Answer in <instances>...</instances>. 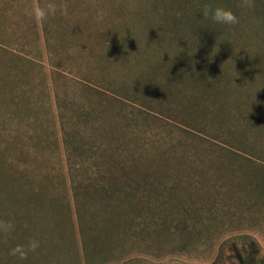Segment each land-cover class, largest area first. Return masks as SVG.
I'll return each mask as SVG.
<instances>
[{
  "label": "rangeland",
  "instance_id": "rangeland-1",
  "mask_svg": "<svg viewBox=\"0 0 264 264\" xmlns=\"http://www.w3.org/2000/svg\"><path fill=\"white\" fill-rule=\"evenodd\" d=\"M207 1L0 0V264H235L233 247L251 239L264 264V167L226 154L205 173L183 163H206L214 142L245 147L248 156L264 151L261 4L251 13L238 0H219L239 23L210 29L197 12ZM50 7L55 14L42 18ZM112 34L107 63L95 53ZM122 78L128 90L139 83L137 104L122 97ZM83 111L92 128L111 131L109 140L136 132L151 147L142 159L172 183L154 189L160 204L142 213L123 203L108 224L100 210L101 219L86 223L88 244L60 129ZM125 116L135 118L134 130ZM32 239L40 246L27 260L8 254Z\"/></svg>",
  "mask_w": 264,
  "mask_h": 264
},
{
  "label": "trees",
  "instance_id": "trees-1",
  "mask_svg": "<svg viewBox=\"0 0 264 264\" xmlns=\"http://www.w3.org/2000/svg\"><path fill=\"white\" fill-rule=\"evenodd\" d=\"M250 0L247 4L243 0H238L236 3H242L249 8L251 13L257 11L255 4H261V7L257 12L264 14V0L257 1ZM219 0H208L207 3L219 4ZM209 23V28L212 29L215 25L211 21H205ZM208 25V24H207ZM77 35L81 39H88L91 36L89 33H83L81 31L77 32ZM86 35V36H85ZM109 35V34H108ZM177 35V34H175ZM99 35H95L96 39ZM117 36L112 34L110 35L105 43L102 44L104 50H97L95 56L98 58L101 54L108 58L107 63H110L114 57L113 50L116 46L115 40ZM177 40V38H176ZM56 52H49V57L52 58L53 54ZM139 82L142 79H137ZM122 85L126 87V90L129 89L127 85L128 80L122 78ZM132 89L125 91L126 94L122 96L124 99L131 101L132 103L137 104V99L134 98L137 95L139 90V83L130 84ZM91 107V105H90ZM91 112L83 111L79 113L80 121L75 124V126H70L69 124H63L61 122V136L64 153H66V158L68 161V168L70 174H68L70 181V188L72 192V202L76 214V219L79 225L83 226L84 230H81V239L83 244H88L87 239H92L89 229L86 230V223L92 222L93 218L98 214L100 210L106 213V219L110 220L108 224L114 223L112 221V216L117 213L119 205L128 204L132 207H136V211L142 213V211L148 210L151 208L154 203L158 202L160 204V192L154 193V189L160 188L158 190L162 191L169 190L172 183L169 179L161 175L160 166L153 167V163L146 156L142 159V155H147L150 151V146L148 143H139V136L136 132H128L127 129H122L118 133L122 140L118 141L119 138L112 141L108 139V135L111 134L109 129L92 128L90 123ZM61 114V119H62ZM125 119L132 121L128 126L133 127L136 123L134 122L135 118H129L125 116ZM87 129L92 130V133H88ZM88 133V134H86ZM94 133V134H93ZM97 133H101L104 140L98 141L95 140ZM87 139L86 141H83ZM88 143L84 146V143ZM215 143V142H214ZM211 143L213 146H217L218 149L212 150V153L206 154L209 158L206 163L199 161L198 165L191 163L189 161L183 162L185 167L191 171H197L200 173H205L207 168L211 167V164L222 165L224 162L219 158L222 155H230L241 158L244 161L253 163L258 162V165L264 167V151L259 149L257 153H252L249 155L248 149L242 146L232 145L231 143ZM171 153V152H169ZM173 156L176 155V152ZM71 154L74 155H86L81 162H76L71 158ZM254 157V158H253ZM216 158V159H215ZM207 167L205 168V165ZM83 170V173L77 176L74 174L75 171L72 169ZM153 173H157V176H153ZM176 182V181H175ZM158 197V198H157ZM93 211L94 216H88L90 211ZM101 229V228H100ZM112 234V230L109 232V235ZM101 233L96 232V237L98 240L101 238ZM103 236V235H102ZM258 246L255 240L251 239L248 245L243 247H233V258L235 264H257L258 262Z\"/></svg>",
  "mask_w": 264,
  "mask_h": 264
},
{
  "label": "clouds",
  "instance_id": "clouds-1",
  "mask_svg": "<svg viewBox=\"0 0 264 264\" xmlns=\"http://www.w3.org/2000/svg\"><path fill=\"white\" fill-rule=\"evenodd\" d=\"M55 11V7H50L48 12H42L41 16L44 18L47 14H55ZM197 12L200 13V17L203 18V20L211 21V23L215 25L233 26L239 23V18L236 13L231 8L220 4H203ZM3 227L5 231H10L13 226L11 224H6ZM39 246L40 242L38 240L32 239L29 240L26 245H17L12 247L8 254L11 257H14L17 261H25L28 258V254L30 252H35Z\"/></svg>",
  "mask_w": 264,
  "mask_h": 264
}]
</instances>
